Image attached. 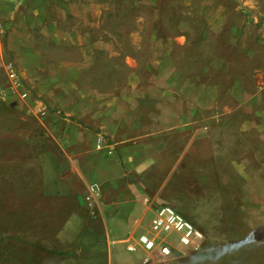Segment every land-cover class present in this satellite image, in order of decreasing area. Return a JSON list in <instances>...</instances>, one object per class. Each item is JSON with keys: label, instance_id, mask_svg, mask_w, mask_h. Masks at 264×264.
Masks as SVG:
<instances>
[{"label": "rangeland", "instance_id": "rangeland-1", "mask_svg": "<svg viewBox=\"0 0 264 264\" xmlns=\"http://www.w3.org/2000/svg\"><path fill=\"white\" fill-rule=\"evenodd\" d=\"M178 76L186 77L180 100L191 93L189 77L200 123L217 125L232 156L246 154L264 179V0H0V264L76 255L77 233L101 213L81 175L101 177L94 150L112 149L100 125L121 106H150L141 90ZM246 123L263 130H242ZM100 137L108 148H98ZM211 198L185 210L203 229L220 220ZM233 238L208 241L222 245L209 257L176 263L264 264V241L250 229ZM97 245L88 240L91 264ZM112 253L142 254L122 244Z\"/></svg>", "mask_w": 264, "mask_h": 264}, {"label": "crops", "instance_id": "crops-1", "mask_svg": "<svg viewBox=\"0 0 264 264\" xmlns=\"http://www.w3.org/2000/svg\"><path fill=\"white\" fill-rule=\"evenodd\" d=\"M180 78L186 79L178 76L160 80L162 85L155 92L141 90L150 106L140 109L121 106L100 125L111 135L112 149L110 154L106 150H94L96 168L102 167L101 177L82 171L81 175L86 187L90 186L89 200L99 199L101 213L94 224L86 220L84 226L87 228L77 233L76 255H67L62 264H73L78 258L79 264L82 259L84 264H91L92 254L87 245L88 240L93 239L97 247L101 244L95 253L96 264H177V259L186 255L201 259L215 254L222 246L209 245L208 241L231 244L235 241L233 235L241 233L246 238L249 229L256 242L264 241L262 175L249 168L246 154L232 156V148L227 145L230 141L216 136L217 125L200 123L199 96L189 77L191 93L186 104L180 100L183 86ZM159 95L162 98H158ZM125 127L145 131L125 135ZM248 127L246 123L241 129L263 130L256 123ZM210 196L213 203L220 205V220L203 229L195 222L196 217L185 210L189 204H199ZM164 205L176 208L191 220L202 235L201 239L183 245L179 238L175 241L169 236L175 232L155 233L151 220L156 210ZM234 228L240 230L237 232ZM143 233L157 238L155 250H145L138 244L132 253H142L139 256L126 259L120 254L113 256V245L122 244L127 249V244L137 243ZM69 240L71 242L70 237ZM164 243L169 244L172 255L160 252V244Z\"/></svg>", "mask_w": 264, "mask_h": 264}, {"label": "built area", "instance_id": "built-area-1", "mask_svg": "<svg viewBox=\"0 0 264 264\" xmlns=\"http://www.w3.org/2000/svg\"><path fill=\"white\" fill-rule=\"evenodd\" d=\"M9 71V75L14 83L20 86L21 83L17 72H15L12 67L9 68ZM23 94L24 96L27 95L26 92ZM98 148H108V145H106L103 137L98 139ZM87 199L89 200L90 197H87ZM151 228L157 234L167 232L177 233L179 242L183 245L194 244L196 240H200L202 237L195 224L186 218L180 211L170 205L161 206L156 210L151 220ZM138 244L148 251H153L158 246L157 238L155 236L143 233L138 237L137 243L129 242L127 244V250L131 252L136 251ZM160 252L165 256H169L172 253V249L169 244L164 243L160 244Z\"/></svg>", "mask_w": 264, "mask_h": 264}]
</instances>
